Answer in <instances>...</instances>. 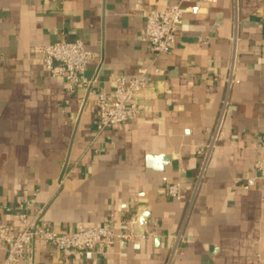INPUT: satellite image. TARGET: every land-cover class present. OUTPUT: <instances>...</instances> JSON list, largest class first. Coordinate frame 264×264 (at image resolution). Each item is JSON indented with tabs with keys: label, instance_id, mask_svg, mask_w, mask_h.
I'll return each mask as SVG.
<instances>
[{
	"label": "crops",
	"instance_id": "crops-1",
	"mask_svg": "<svg viewBox=\"0 0 264 264\" xmlns=\"http://www.w3.org/2000/svg\"><path fill=\"white\" fill-rule=\"evenodd\" d=\"M171 3L200 9L156 53L147 14ZM61 39L93 52L91 85L73 92L46 68L39 48ZM142 67L139 116L99 131L98 91ZM163 153V169L148 164ZM261 157L264 0H0V222L22 229L24 210L61 232L134 231L68 258L38 238L34 264H264V184L243 187Z\"/></svg>",
	"mask_w": 264,
	"mask_h": 264
},
{
	"label": "built area",
	"instance_id": "built-area-1",
	"mask_svg": "<svg viewBox=\"0 0 264 264\" xmlns=\"http://www.w3.org/2000/svg\"><path fill=\"white\" fill-rule=\"evenodd\" d=\"M199 5L185 7L181 3H171L166 7H152L147 14L145 37L156 53L170 51L179 37V27L185 12L198 13ZM43 61L53 76L62 77L69 83V89L91 85L93 80L86 78V70L93 52L81 40L61 39L41 46ZM237 51L233 56L234 69ZM147 68L142 67L139 73L132 77L117 76L113 80L115 87L112 92L98 91V121L97 128L102 131L108 127L119 125L139 116L141 108L137 96L148 85ZM92 91V89L90 88ZM220 126V125H219ZM257 175L248 176L243 181V187L250 189L261 181L264 184V157L256 162ZM169 196L180 199L182 184L179 181L166 185ZM22 210V207H21ZM20 219L25 227L16 230L13 224L0 222V242L8 247L5 264H14L20 259H26L34 264L33 251L36 239H42L61 250L65 258L85 253L87 251L106 252L118 241L134 237V231L116 232L110 222L92 225L84 229L61 232L47 221L30 219L22 210Z\"/></svg>",
	"mask_w": 264,
	"mask_h": 264
},
{
	"label": "water",
	"instance_id": "water-1",
	"mask_svg": "<svg viewBox=\"0 0 264 264\" xmlns=\"http://www.w3.org/2000/svg\"><path fill=\"white\" fill-rule=\"evenodd\" d=\"M172 156L170 154H150L148 156V164L157 169H163L168 163L171 162ZM149 214L144 213L140 219V225L143 228L148 222Z\"/></svg>",
	"mask_w": 264,
	"mask_h": 264
}]
</instances>
